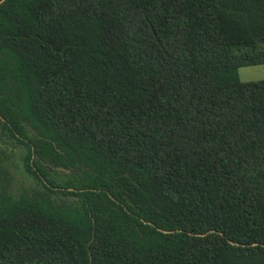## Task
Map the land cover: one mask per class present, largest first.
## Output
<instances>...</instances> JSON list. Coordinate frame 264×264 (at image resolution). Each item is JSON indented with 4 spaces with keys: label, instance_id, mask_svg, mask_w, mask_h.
<instances>
[{
    "label": "trees",
    "instance_id": "obj_1",
    "mask_svg": "<svg viewBox=\"0 0 264 264\" xmlns=\"http://www.w3.org/2000/svg\"><path fill=\"white\" fill-rule=\"evenodd\" d=\"M258 63L264 0H2L0 264H264Z\"/></svg>",
    "mask_w": 264,
    "mask_h": 264
},
{
    "label": "rangeland",
    "instance_id": "obj_2",
    "mask_svg": "<svg viewBox=\"0 0 264 264\" xmlns=\"http://www.w3.org/2000/svg\"><path fill=\"white\" fill-rule=\"evenodd\" d=\"M238 76L240 80L263 79L264 63L241 65L238 67ZM3 161L9 169V174L12 176L10 182V189L12 191L16 192L23 183L29 184L31 182V177L24 173L22 161L18 156V149H16L13 155L6 157ZM5 177L6 172L4 171V175L0 176V184L4 183Z\"/></svg>",
    "mask_w": 264,
    "mask_h": 264
},
{
    "label": "flooded vegetation",
    "instance_id": "obj_3",
    "mask_svg": "<svg viewBox=\"0 0 264 264\" xmlns=\"http://www.w3.org/2000/svg\"><path fill=\"white\" fill-rule=\"evenodd\" d=\"M0 144H1L2 146H6L5 144H3V142H0ZM4 148H5V147H4ZM0 157H2V153H1V152H0ZM1 159H2V158H1ZM3 160H4V159H3ZM3 160H2V163L5 164Z\"/></svg>",
    "mask_w": 264,
    "mask_h": 264
},
{
    "label": "water",
    "instance_id": "obj_4",
    "mask_svg": "<svg viewBox=\"0 0 264 264\" xmlns=\"http://www.w3.org/2000/svg\"><path fill=\"white\" fill-rule=\"evenodd\" d=\"M2 0H0V2H1Z\"/></svg>",
    "mask_w": 264,
    "mask_h": 264
}]
</instances>
